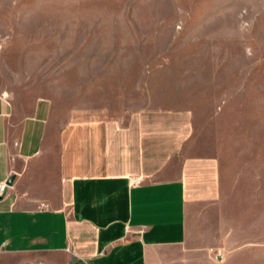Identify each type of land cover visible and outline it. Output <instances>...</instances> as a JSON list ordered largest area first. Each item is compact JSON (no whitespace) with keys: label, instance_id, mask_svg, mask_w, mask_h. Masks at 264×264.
<instances>
[{"label":"crops","instance_id":"0c3cea01","mask_svg":"<svg viewBox=\"0 0 264 264\" xmlns=\"http://www.w3.org/2000/svg\"><path fill=\"white\" fill-rule=\"evenodd\" d=\"M218 139L160 101L70 122L0 94V264H264V176Z\"/></svg>","mask_w":264,"mask_h":264},{"label":"rangeland","instance_id":"374dc122","mask_svg":"<svg viewBox=\"0 0 264 264\" xmlns=\"http://www.w3.org/2000/svg\"><path fill=\"white\" fill-rule=\"evenodd\" d=\"M0 94L70 122L187 109L263 179L264 0H0Z\"/></svg>","mask_w":264,"mask_h":264},{"label":"built area","instance_id":"2783aa9c","mask_svg":"<svg viewBox=\"0 0 264 264\" xmlns=\"http://www.w3.org/2000/svg\"><path fill=\"white\" fill-rule=\"evenodd\" d=\"M6 188V183H0V197L3 195Z\"/></svg>","mask_w":264,"mask_h":264}]
</instances>
